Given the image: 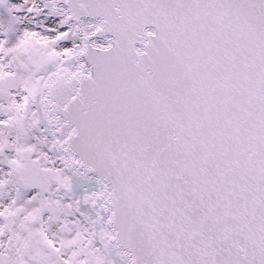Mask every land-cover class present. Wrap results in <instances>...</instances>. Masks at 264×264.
<instances>
[{
  "label": "snow or ice",
  "instance_id": "1",
  "mask_svg": "<svg viewBox=\"0 0 264 264\" xmlns=\"http://www.w3.org/2000/svg\"><path fill=\"white\" fill-rule=\"evenodd\" d=\"M0 264H264V0H0Z\"/></svg>",
  "mask_w": 264,
  "mask_h": 264
}]
</instances>
